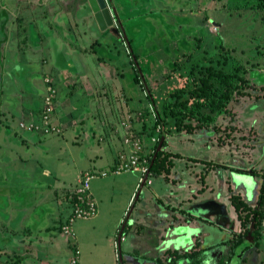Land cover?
Returning a JSON list of instances; mask_svg holds the SVG:
<instances>
[{
  "label": "rangeland",
  "instance_id": "obj_1",
  "mask_svg": "<svg viewBox=\"0 0 264 264\" xmlns=\"http://www.w3.org/2000/svg\"><path fill=\"white\" fill-rule=\"evenodd\" d=\"M244 2L247 4L246 0H111L114 22L103 30L95 26L87 7L82 19L76 13L78 9L60 16L56 13V20H63L62 31L42 7L35 10L29 24L33 42L28 43H51L48 49L42 47V53L54 46L61 48L59 43L74 47L67 51L55 49L52 58L71 62L77 72L86 68L88 77L78 83L89 94L86 97L96 100L97 123L108 119L114 122L124 114L138 115L145 109L144 121L150 125L153 113L161 115L162 105L174 99V88L211 64L208 58L214 63L226 54L223 67L242 64L246 79L248 93L226 106L233 122H226L230 117L227 114L217 115L206 125L191 120V130L183 127L181 135L165 137L163 148L170 157L162 165L168 167L149 175V184L137 189L139 173L134 170L106 171L89 179V189L96 183L100 197L93 215L72 218L78 264H264V212L257 233H250L255 225L247 220V234L240 243H234L244 226L236 219L229 200V196L238 195L247 206L258 209V188L264 176V9L243 8ZM36 56L27 65L32 74L30 88L39 94V102L42 105L47 84L53 88L55 99H64V86L73 87L76 82L54 81L48 64ZM130 56L134 66L140 68L154 109L140 85L131 81ZM91 65L97 81L89 78ZM26 85L29 87L23 83L22 89ZM73 92L83 93L81 88L68 90V94ZM21 97L30 98L28 93ZM6 102L14 104L18 99L11 94ZM136 128H140L139 121ZM21 131L24 136L26 131ZM47 137L51 138L50 153L56 152L58 159V183L40 172L47 167L42 154L32 155L36 160L32 168L28 150L19 144L20 137L15 142L19 148L12 152V144H5L7 140L0 136V160L9 157L2 161L4 165L0 164V264H69L71 244L56 228L67 216V209L72 208L67 207L68 192L60 188L73 190L77 186L66 153L76 145L68 146L62 137ZM88 147V143L81 142L77 154L88 152ZM18 154L27 163L30 179L37 173L36 181L27 182L24 167L16 175V167L22 165ZM233 168L251 172L241 174ZM20 175L21 183L17 181ZM47 180L59 189L56 197L61 199L59 209L63 210H59L58 221L51 201L54 190L45 188Z\"/></svg>",
  "mask_w": 264,
  "mask_h": 264
},
{
  "label": "crops",
  "instance_id": "obj_2",
  "mask_svg": "<svg viewBox=\"0 0 264 264\" xmlns=\"http://www.w3.org/2000/svg\"><path fill=\"white\" fill-rule=\"evenodd\" d=\"M32 45L35 46L34 47V53H33V55H35V56L34 57L30 56L31 58H27V59L35 61V59L37 57L36 55H39L41 57L40 62L45 64V65L48 64V66L50 67V69H51L50 72L52 74L51 76H53L54 81H57L58 79H63L65 84H68L69 82H72V81L76 82L75 83L76 85L73 87L65 85L66 87L64 86V88L67 90V93H66L67 95L64 96L65 97L64 99L58 98L59 101L57 99L55 101L56 105H54V109H53L52 122L57 124L58 127H60V132L58 134H52V135H50V137H53V136L56 138L62 137L63 142H65L68 146L73 147L76 145L73 150H71V151L67 150L66 153L69 157L68 159L71 160V163L74 167V171H75V174L77 177V180H76V183H77L78 179H79V175H80L81 171H83L84 169H104V168L107 169L115 161L116 155L118 154V152L121 148L122 137L126 132L124 129H122L118 126V122H119L118 119L115 120L114 122H112L108 119L107 121H100L99 123H97L96 117L94 118V115H97V107L94 104L95 100L94 99L91 100V98L86 97V95H89V94L84 93L83 87L80 86L81 83L80 84L78 83L80 80L84 81V79L86 77H88L87 76L88 71H86V68H82L84 70L83 72H77L75 65H71V62L66 61L63 63V61L55 60L54 57L52 58V56H53L52 53L55 51V49H62V50L67 51V50H73L74 47L69 48L68 43H67V45H65V43H59V46L61 48H56V46H54L51 50H48L46 53H42V51H41L42 47L45 46L46 49H48V47H50L51 43H44V44L43 43H32ZM38 48H40V49H38ZM37 49L39 51H37ZM20 55L22 57H24V55H25L24 51L21 52ZM51 65L53 66V68ZM91 68H92L93 73L92 74H91V72L89 73L90 74L89 78L96 79L97 74L95 71H93V69L95 67H93L91 65ZM28 79H30V78L28 77ZM54 81L52 82V85H54ZM95 81H97V79ZM27 82L30 85V80H27L26 83ZM71 88H73L74 90L75 89L79 90L81 88L83 93L77 94L76 92L75 93L73 92L72 94L71 93L68 94V90H71ZM31 91H32V89L28 88L27 92H26V88H23L21 90V93H19V94H20V96H22V93H28L29 94ZM32 92H34V91H32ZM90 94H92V93H90ZM74 95H76V96L73 97V100H71V97ZM10 96H11V93H8L7 97L10 98ZM21 100L24 103H29V100H25L22 97H21ZM40 105H41V101L39 102L38 97H37V104L33 105V107L36 106V108H33L32 106H27L28 108L24 110L23 108H25V105L24 106L21 105L20 109H21V112L23 111L24 120L27 121L29 119H34V118L38 117ZM29 107H31V108H29ZM56 109H58L59 112L57 111V113H55ZM86 115H88V116H86ZM85 116H86V118H84ZM136 123H137V121H136ZM136 123L135 124L133 123V127L135 129H137ZM79 130L80 131L84 130L85 132L80 133ZM132 130H134V129H132ZM39 137L46 138V139H39ZM6 140L7 141L5 142V144L11 143L10 139L6 138ZM50 141H51V138L47 137V135L43 136L40 133L38 134V133H34V132H28L24 136L20 137V143L19 144L24 150H28L27 153L31 156L29 161H30L32 168H34L33 162L36 161L35 156L33 158L32 155H36L37 153L42 154L43 158L45 159V165L47 167L45 170H41L40 172H45L43 174H44V176L46 175V179L51 178V180H53L52 181L53 183H58L59 179L57 178V176H60V175H58V172H57L56 161L58 159H57L56 152H53V154L50 153V149H49V147H51L49 145ZM68 141H69V143H67ZM43 142H45L47 148H45V145ZM81 142L86 143V144L88 143V145H89L88 152H84L83 154L81 153L80 155H78L77 152L81 151V149L79 148L81 145ZM15 148H19V147H17V145H16ZM40 151H42V152H40ZM7 160H9V157H7V158L4 157V159L2 158L0 160V164L4 165V162H6ZM17 160L22 165L18 164V166L16 167V169H17L16 175L19 176L18 173L20 172V170H19L20 167H24L26 169V173L28 175V178H26L27 182L30 183L31 181H36L37 176H35V175H37V173H33L34 179H30L29 171L27 169V163H26V161H24L20 157V154H18ZM2 161H4V162H2ZM73 161L75 162V164H73ZM86 161H88V162H86ZM50 162H52V164H50ZM83 163H86V164H83ZM32 171H33V169H32ZM21 178H23V176L20 175V178H18V180H17L19 183H21L20 182ZM48 180L44 184H45V188H47V189L52 188L54 190L52 192L51 201L53 200V203H52V205H54L53 206V215H54V218L56 219V217L59 216L60 211L63 210V209H59L60 205H59L58 201L61 199H59V197H56V195H57L56 192H58L59 189L57 186H55L53 183H50ZM56 180H57V182H56ZM50 184H51V186H50ZM61 189L63 190V192L64 191L68 192L67 200H69V201L67 203V207H70L71 206V204H70L71 203L70 202V199H71L70 191L72 190V188L65 190L63 187H61L60 190ZM90 189H91V192L89 193ZM90 189L88 190V193H89L90 197L93 199V201L95 203V207H96L97 200H99L98 197H100V191L97 188L96 183H92ZM13 195H14L13 198L16 201L17 200V197L15 198L16 194H13ZM67 200L64 199V202L66 203ZM167 208L170 209V207H167ZM66 212L68 215L70 213V209H67ZM139 215H140V213H136L137 217ZM139 218L141 220L142 217H139ZM56 221H58V220L56 219ZM57 226L58 227L56 229L59 232V225L57 224ZM44 230H47V227H45ZM59 237L62 240L63 237L60 235V233H59ZM131 238L133 239V236H131ZM44 239H46V238H44ZM64 239L67 241L66 238H64ZM74 245H75V243H74ZM0 254H2V253H0Z\"/></svg>",
  "mask_w": 264,
  "mask_h": 264
},
{
  "label": "trees",
  "instance_id": "obj_3",
  "mask_svg": "<svg viewBox=\"0 0 264 264\" xmlns=\"http://www.w3.org/2000/svg\"><path fill=\"white\" fill-rule=\"evenodd\" d=\"M246 3L247 4L244 2V5H241V7L264 9V0H246ZM221 46V43H219V47ZM129 48L130 47L128 46V53ZM222 58L223 59L221 61L216 60L214 63L213 58H208V61L211 62L210 65L204 66L203 69H200L197 76L192 73L190 75L189 82L182 83V85L179 87H175L172 91L174 99L169 104L166 105V103H164V105H162L163 110L161 115L156 113L155 117L153 113V119L150 125H147V122L144 121L147 110L142 109L138 115L133 112L135 116L133 123L139 121L140 126L139 129L132 127V129H134L132 132L133 135L143 138L146 144H149L148 137L151 135L156 136V141L149 144L151 151L146 153L150 175L157 174L158 169L163 166L168 167L165 164L162 165L163 160L166 161L170 157L168 151H164L165 149L163 148L166 144L165 137H167V135H181V131L183 132V127H185V130H191V124H193L191 120H194L199 124L206 125L208 123L214 122L217 115L227 114L230 117L226 122L228 123L229 121H234V118H232V113L228 111L226 106L236 97H239L240 95L244 96L246 93H248L244 86L246 83V79L243 77L244 68H242L243 65H240L239 63L235 65L232 64L233 66L230 65L232 67H223L222 64H224L223 62L226 59V54H223ZM132 60L133 57L130 56L131 68L133 71V75H131V81L140 85L143 93H146L145 98L146 100L148 99L147 102L151 106V109H154L153 101L149 96V90L145 88V85L142 82L140 68L135 67ZM94 102L96 103V100ZM95 106L97 107L96 104ZM40 111L41 107L38 113H40ZM168 122L169 124H167ZM156 126H159L157 132L155 131ZM171 127H173L174 132ZM161 137H163V139L161 140L159 149L156 150ZM232 170L241 174H248V172H251L250 170L248 171L238 168H233ZM261 178L262 180L259 184L256 200L259 204L258 209L247 206L244 200H242V198L238 195L229 196L230 204L232 205L236 219L239 221L240 225L244 226V222L247 220L253 221L255 229L250 232L253 235L257 233V227L261 223L264 212V176L262 175ZM70 200L72 203L76 201L77 194L72 193ZM186 213L188 217L191 218L190 214L188 212ZM120 230L121 229L119 228V231ZM246 234L247 229L244 226L243 230L237 233L236 238H234V243H240L242 236ZM11 253L15 254L13 252ZM12 254L10 256H12ZM190 254L191 253L187 254L185 257H189ZM10 256L7 258V260L10 258Z\"/></svg>",
  "mask_w": 264,
  "mask_h": 264
},
{
  "label": "flooded vegetation",
  "instance_id": "obj_4",
  "mask_svg": "<svg viewBox=\"0 0 264 264\" xmlns=\"http://www.w3.org/2000/svg\"><path fill=\"white\" fill-rule=\"evenodd\" d=\"M106 2L112 13L114 8H111V0H106ZM40 7L47 13V17L52 19V23L56 26L58 24L61 27L59 31H62L64 23L63 20H60V22L56 20V18H59L56 13L60 16L62 13H68L69 11L78 9L80 12L76 13H80L78 17L82 19L86 14L84 8L87 7L90 10L86 4V0H0V136H4L5 139L8 138L10 141L15 140L13 142L11 141L12 152L15 150V142L19 137H22L21 135L23 133L18 124L24 120L23 111L21 112L20 107L21 105H25L24 110L28 108L27 106L33 107L34 104H37V97L39 96L33 89L34 92L31 91L29 93V103H24L19 93H21L23 83L26 84V81L29 80L28 77L30 79L32 77L27 65L29 61L27 58H31V52L35 46L32 43H28L33 42L30 36L31 26L29 24H31L35 10ZM89 12L95 24L92 12ZM112 18L114 21L113 14ZM61 41L63 42L64 38ZM23 51L25 54L24 57L20 55ZM46 87L53 90L49 84ZM25 88L27 92L30 85ZM8 93L16 97L18 102L14 104L6 102ZM55 101L56 99L54 97V105ZM33 108H36V106ZM27 132L30 131H26L25 133Z\"/></svg>",
  "mask_w": 264,
  "mask_h": 264
},
{
  "label": "built area",
  "instance_id": "obj_5",
  "mask_svg": "<svg viewBox=\"0 0 264 264\" xmlns=\"http://www.w3.org/2000/svg\"><path fill=\"white\" fill-rule=\"evenodd\" d=\"M54 109V91L51 88H47V93L43 97L41 105V111L38 117L29 119L27 121H20L18 124L22 130L30 131L34 133H40L41 135H52L60 132V127L52 122V114ZM153 113V111H150ZM135 120L134 114H124L118 121V126L125 130V134L122 137L121 148L116 155L115 161L107 169H84L79 175L77 186L71 191V193L77 194V200L71 204L70 213L64 218L62 223L59 224V231L62 233L69 244H71L72 255L69 260V264L77 263L78 250L72 240L73 232L71 228L72 218L74 216H91L95 213V203L90 197L89 179L94 175H104L106 171L110 173H118L125 170H134L138 175L137 184L135 187L139 189L144 183L149 184L148 179L150 173L148 170V160L146 153L151 151L149 144L156 141V136L151 135L148 137L149 144L145 143L140 136L133 135V121ZM159 129L156 126L155 131ZM131 130V131H130ZM148 145V146H147ZM114 246L117 243L114 241Z\"/></svg>",
  "mask_w": 264,
  "mask_h": 264
},
{
  "label": "water",
  "instance_id": "obj_6",
  "mask_svg": "<svg viewBox=\"0 0 264 264\" xmlns=\"http://www.w3.org/2000/svg\"><path fill=\"white\" fill-rule=\"evenodd\" d=\"M86 4L88 5L90 11L92 12V17L95 21L96 26L99 29L103 30L107 27L110 28L112 26L114 22L112 18L113 13L110 12L106 0H86ZM162 139L163 137L160 138L156 150L159 149V145ZM117 255L118 257L120 256L119 254Z\"/></svg>",
  "mask_w": 264,
  "mask_h": 264
}]
</instances>
